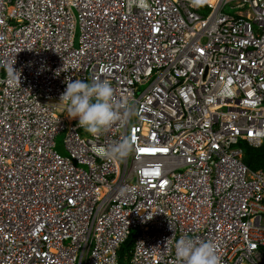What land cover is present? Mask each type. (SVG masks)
Instances as JSON below:
<instances>
[{"label": "built area", "instance_id": "2783aa9c", "mask_svg": "<svg viewBox=\"0 0 264 264\" xmlns=\"http://www.w3.org/2000/svg\"><path fill=\"white\" fill-rule=\"evenodd\" d=\"M72 79L135 115L91 135L58 102ZM243 144L264 146V0H0V264H120L132 233L127 264H174L181 237L264 264Z\"/></svg>", "mask_w": 264, "mask_h": 264}, {"label": "clouds", "instance_id": "9594fccd", "mask_svg": "<svg viewBox=\"0 0 264 264\" xmlns=\"http://www.w3.org/2000/svg\"><path fill=\"white\" fill-rule=\"evenodd\" d=\"M58 102L70 120H76L79 127L93 136L108 132L117 124L123 126L135 115L134 102L117 98L107 80H68ZM133 149L131 137H126L113 142L101 155L118 161L129 156ZM174 247V264H219L211 242L197 243L195 239L181 237Z\"/></svg>", "mask_w": 264, "mask_h": 264}, {"label": "trees", "instance_id": "16d2710c", "mask_svg": "<svg viewBox=\"0 0 264 264\" xmlns=\"http://www.w3.org/2000/svg\"><path fill=\"white\" fill-rule=\"evenodd\" d=\"M245 152L244 162L252 170H264V146L255 149L243 144ZM135 233H132L125 241L120 249V264H124V260L128 257L134 245Z\"/></svg>", "mask_w": 264, "mask_h": 264}, {"label": "rangeland", "instance_id": "374dc122", "mask_svg": "<svg viewBox=\"0 0 264 264\" xmlns=\"http://www.w3.org/2000/svg\"><path fill=\"white\" fill-rule=\"evenodd\" d=\"M225 12L227 14H234V10H232L231 8H227L225 10ZM210 14V12H206V15L208 16ZM143 90V88H142ZM56 143H57V147H56V151H58L60 154L62 155H66V152L64 151V148H63V143H64V135H60L57 137L56 139ZM124 264H127V260L125 259L124 260Z\"/></svg>", "mask_w": 264, "mask_h": 264}]
</instances>
